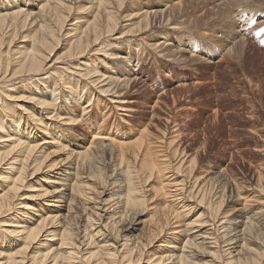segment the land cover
<instances>
[{
  "label": "rangeland",
  "instance_id": "1",
  "mask_svg": "<svg viewBox=\"0 0 264 264\" xmlns=\"http://www.w3.org/2000/svg\"><path fill=\"white\" fill-rule=\"evenodd\" d=\"M17 2L22 5L26 2L25 9L29 6L33 11H37L38 7L45 3L44 0H0V10L4 9V5L5 9H8L10 6H7L9 5L7 3ZM123 2L124 4L120 6L117 0H64L65 4L71 5V9L62 34L67 31L71 34L75 31L73 26H85L98 10L100 17L112 12L120 19L116 34L101 39L98 45H93L82 57H76L66 63L68 45L63 39L68 37L65 36L60 38L59 45L51 53L48 63L50 64L51 61L53 67L51 65L46 69L43 76L55 71L54 67L59 65H66L71 75L69 73L70 77L67 80L68 75L65 72L60 73L62 77L58 79V83L60 82L58 86L61 87L55 91V104L58 110L54 109L51 113V109H43L41 114L45 118L43 126L50 132L49 137L44 136L41 126L26 122V125L32 128L30 134L32 139L37 140L41 148L44 147L41 152L43 156L47 155L46 162H54L65 169L67 162L74 161L76 152L88 144L91 134L100 127L102 129L103 124L106 123L101 124V119L97 122V117L96 122H92L93 126H91L80 119V108L90 99L89 90L93 89L98 94V88L104 86L102 84L107 80L90 83L87 77L81 78L76 71L81 73L84 71L72 69L73 63L78 60L81 64L89 63L92 70L95 68L104 72L103 78L111 76L108 82L113 81L110 85H113V90L107 94L102 93L104 94L103 97L101 96L102 100L107 98L106 102L109 100L112 104H117L115 101L119 100L118 97H124L128 101L130 111L110 110L107 118L106 126L108 123L113 124L110 129L117 133V139L133 145L143 135L151 141L152 150H163V153L168 155L167 160L172 165L177 166L179 160L183 161V167L180 166L175 170L172 177L175 176L177 181H182H180L182 193L187 197L191 192L194 194L195 187H192L194 182L205 183L206 200L199 203L195 197L190 199L188 203L194 205V208L187 216L182 217L185 222H189L200 212V217H205L206 220L212 218V210L207 208V200L215 198L212 191L208 192L212 185H217V191L221 188L225 189L219 212H223L227 218L236 217L241 212L240 208L244 200L247 201L249 208L264 207V0H123ZM152 7L162 12L148 19L143 18L141 15L145 10L143 8ZM225 8L226 12L221 13ZM61 9L64 14H68L69 11L64 9V6H61ZM242 15L244 19L241 18ZM243 20H247L246 23ZM74 22L76 25H72ZM146 22L149 28L145 30ZM52 23L54 24L53 18L51 25ZM34 27L28 26L19 31L9 45L11 59H17L18 52H23L29 47L27 36ZM123 32L128 33L116 39ZM7 35L4 37L5 42L8 39ZM22 36H25L24 39ZM22 45L23 48H20ZM7 47L4 43L1 45V50L5 51ZM112 52H121L119 54L123 56L130 54L133 62L122 63V60L112 58L113 55L110 57L109 54ZM56 56L60 63L58 60L53 63ZM82 68L85 67L80 69ZM128 72L137 73L136 79H132L133 81L125 85L126 87L121 86L123 95L112 94L115 90L119 91L117 87L123 83L122 78H125ZM91 75L98 76L100 72L93 70ZM112 75L119 78L118 83L112 80ZM72 76L83 79L79 82L81 85L86 83L85 87L80 86L76 89L73 85L74 89L69 90L72 87V80L75 79H72ZM12 83V87L8 83L2 89L0 105L5 108L6 116L10 115L13 119L21 116L20 127H22L28 112L37 114V105L30 97L37 96L49 101L52 97L51 87L43 89L42 81L37 85L34 82L25 85L17 81ZM41 90L43 94L40 93ZM79 96L81 98L77 101L75 97ZM95 96L92 95L91 102L95 100ZM91 112L96 117L95 111ZM51 114L60 117L50 119L48 117ZM66 116L80 121L69 122L64 118ZM10 118L7 120L4 118L6 126L9 125ZM6 129L8 133L13 134L12 127ZM9 144L10 142H0V151L7 150ZM94 153L98 161L96 165L103 169V175L107 178L101 181L91 176L92 170H95L93 167L90 169L80 166L82 169H79V172L84 177L80 178L85 184L83 189H89L88 195L93 198L91 202L96 203L97 211L100 212L102 205L107 202L112 203L117 197L122 200L126 191L122 180H119L122 182V186H119L117 184L119 181L114 183L118 176L110 175L111 165L117 164L115 160L109 158V154L97 153L96 149ZM193 157H196V162L189 170L188 161ZM124 158V161L129 160L132 166L133 150H126ZM170 173L172 172H167V175ZM41 174L44 176L39 182H31L32 187L22 191L24 195L37 193L40 185L46 184L45 176L50 175ZM61 174L64 175V172L62 171ZM86 177L95 183L86 180ZM65 179L64 187L71 182L67 177ZM3 184L4 182L0 181V188ZM139 184L142 187L141 181ZM141 193L144 194V199L117 223L119 238L125 234V239L131 241L136 238L144 240L146 233L143 230L147 228L149 219L162 210L163 202L167 200L161 195L158 180H152ZM29 197L21 200L31 204L36 203L34 206L36 210L28 211L25 218L36 219L37 213L40 212L37 207L39 200ZM9 216L5 218L6 222ZM18 216L23 220L22 216L19 214ZM209 223L208 221L207 224ZM10 226L9 223L0 226V246L4 249L19 244L13 241L15 236L3 231L10 229ZM163 240H167L165 236L154 243L149 249V255L156 253L157 256L164 250L170 249L158 247ZM169 242H174L178 247L182 245V240ZM146 256L147 253L142 255L140 263L130 262V264H146L148 262ZM224 258L225 256L222 255L220 260ZM208 259L209 257L197 256L194 262L202 264ZM261 261L264 264V258H261ZM172 262L174 261L164 258L155 264H172Z\"/></svg>",
  "mask_w": 264,
  "mask_h": 264
},
{
  "label": "bare ground",
  "instance_id": "2",
  "mask_svg": "<svg viewBox=\"0 0 264 264\" xmlns=\"http://www.w3.org/2000/svg\"><path fill=\"white\" fill-rule=\"evenodd\" d=\"M44 1L45 3L41 4L37 11H33L29 6L25 9L26 2L24 5L18 4V2L14 4L7 3L9 4L7 6L12 8L5 9L4 5V9L0 10V94L2 89L7 86L6 84L9 83L8 85L12 87L13 81L20 82L22 85L33 82L37 85L42 81L43 89L50 86V93L52 94L49 101L37 96L30 97L33 103L37 105L36 113L38 115L32 111L28 112L25 115L24 126L22 125V127H20L21 116L16 117V119H13L10 115L8 116L11 118L6 116L5 108L0 105V133H2V135L0 134V142H10L7 150L0 151V181L4 182L0 188V226L9 223L11 228L3 231L6 234L15 236L13 241L16 244L19 243L18 246L9 247L8 249L0 246V264H115L117 262L130 264V262L140 263L141 257L145 253L148 256L146 264H155L164 258L174 261L172 264H197L194 262V258L197 256L209 257L202 264H262L261 258H264V207L249 208L246 204L247 201L244 200L240 208L241 212L236 217L227 218V215L219 212L221 203L224 200L225 189L221 188L217 191V185H212L208 192L211 193L212 191L215 198L207 200V208L212 210V218L209 217L210 219L206 220L205 217H200V212L198 216L189 222H185L182 217L187 216L188 212L194 208V205L188 203L190 199L195 197L199 203L206 200L205 183L196 184L194 182L192 184V187H195L194 194L191 192L187 197L182 193L181 180L177 181L175 176L172 177L175 170H178L180 166L183 167V161L179 160L180 163L177 166L172 165L167 160L168 155L163 153V150H152L151 141L143 135L133 145L117 139V133L110 129L113 124L108 123L106 126L110 110L130 111V106L127 105L128 101L124 97H118L119 100L115 101L117 104H112L109 100L106 102L107 98L102 100L101 96L103 97L104 94L113 90V85L110 86L113 81L108 82L109 79L111 80V76L103 78L105 73L99 69L93 68V70L100 72V75H91L93 70L90 68L89 63L81 64L76 60L77 62L73 63L72 69L83 70L82 73L80 71L76 72L81 78L87 77L90 83L105 80L107 82L102 84L104 86L100 85L98 94L93 89L89 90L90 99L86 100V105L80 108V119L91 126H93L92 122H96L97 117V122L101 119V124L106 123L103 124L102 129L100 127L91 134L88 144L83 146L82 150L76 152L74 161L67 162L65 169L54 162H46L47 155L43 156V152H41L44 147L41 148V144L32 139L30 136L32 128L26 125V122L41 126L44 136L49 137L50 132L43 126V119L45 118L41 114H43V109H51V113L54 112V109L58 110L55 104V91L61 87L58 86L60 83H58V79L62 77L60 73L65 72L68 75L67 80L70 77V70L66 65L55 66V71L45 72L48 73V75L46 74L48 77L43 76L44 71L52 65L51 61L50 64L48 63L51 53L59 45L60 38L65 36V38L68 37L63 39L65 44L68 45L66 63L76 57L86 55L87 50L93 45H98L101 39L116 34L120 18L114 16L112 12H107L100 17L98 10L93 19L85 26H73L75 34L73 32L70 34L67 30L62 34L71 5L65 4L64 0ZM117 1L120 6L124 4L123 0ZM222 4L226 7L225 2ZM61 6L69 11L68 14L62 12ZM228 6L230 5L228 4ZM234 6L236 5L234 4ZM143 9L145 10L141 15L145 19L162 12L153 7ZM104 10L106 9L104 8ZM224 12H226V8L221 11V13ZM207 13H209V10ZM51 18H53V25H51ZM241 18L244 19L243 15ZM72 25H76V23L74 22ZM28 26H35L27 36L29 47L23 52L19 51L17 59H11L9 45H11L19 31ZM148 26L149 24L146 22L145 30L149 28ZM126 33L128 32L121 33L116 39L123 37ZM6 35L8 39L5 42L4 37ZM22 37L24 39L25 36ZM4 43L8 47L5 51H2L1 45ZM20 48H23V45ZM119 53L112 52L109 55H111L110 57L113 55L112 58L116 60H122V63L132 61L133 58L130 54L123 56ZM14 54L12 55L14 56ZM55 60L60 63L57 56L53 63L56 62ZM81 67L85 68L80 69ZM57 73L58 75H56ZM128 73L125 78H122L123 83L117 87L119 91L115 90L112 94L123 95L124 91L121 86H127L129 82L133 81L132 79H136L137 73ZM46 77L49 81L44 79ZM93 77L94 79H92ZM73 78L75 77L72 76ZM81 78L79 79L78 76V79L72 80V87L69 90L74 89L73 85L76 89L80 86L84 88L86 83L81 85L79 82L83 80ZM113 79L117 83L119 82L117 76H113ZM122 88L124 89V87ZM40 93L43 94L44 92L41 90ZM94 94L96 95L95 100L91 102ZM75 98L78 101L81 97ZM114 99L116 100V98ZM91 111H95L96 117ZM98 112L99 115H97ZM53 117L58 118L60 116L51 114L48 118ZM4 118L6 120L10 118L8 120L9 125L6 126L7 123H5ZM64 118L69 122L80 121L67 116ZM10 126L13 129V134L6 131V127L9 129ZM94 149L101 155L109 154V158L115 160L114 162L117 164L110 160L113 163L110 175H117L118 178L114 183L122 180L126 191L122 200L117 197L112 203L107 202L108 204L102 205L103 208L100 207V212L97 211L98 206H96V203L91 202L93 198L88 195L89 189H83L85 184L84 181H80V178L84 177L79 172V169H82L80 166H86L90 169L93 167L95 170H92V172L87 168L90 170L91 176L101 181L107 178L103 175V169L96 165L98 161ZM128 149H132L134 153V164L132 166L129 160L124 161L125 151ZM195 162L196 157L188 161L189 170L193 168ZM62 171L64 175L61 174ZM167 172L172 173L167 175ZM41 173L50 175L45 176L44 183L46 184L40 185L37 193L24 195L22 191L32 187L31 182L37 183L44 176ZM64 177L71 181L66 187H64V181L66 180ZM86 180L95 183L89 177H86ZM152 180L159 181L161 195L167 198L163 202L162 210L149 219L147 228L143 230L146 233L144 240L136 238L131 241V239H125V234L119 238L117 223L124 219L130 210L140 204L144 199V194L141 192L150 185ZM140 181L143 190L139 184ZM122 182L119 181L117 184L122 186ZM28 197L39 200V206L37 207L40 212L37 213L36 219L25 218L28 211L36 210L34 208L36 203L31 204L21 200ZM19 208H22V210ZM10 214L12 215L9 216ZM18 214L22 216L23 220H20ZM220 215L222 216L219 218ZM8 216L9 220L6 222L5 218ZM208 221L209 224H207ZM220 230L221 232H219ZM163 236L167 240L159 243L158 247L162 246L170 249L168 251L164 250L163 253H166L164 255L163 253L157 256H155L156 253L149 255V249ZM120 240H122V243H120ZM171 240H178L179 242L182 240L181 247L176 246L174 242H169ZM222 255L225 258L220 260Z\"/></svg>",
  "mask_w": 264,
  "mask_h": 264
}]
</instances>
